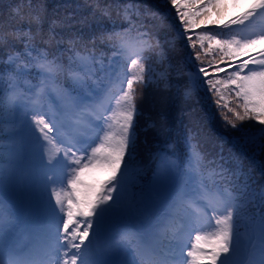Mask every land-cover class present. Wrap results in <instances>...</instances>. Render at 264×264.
<instances>
[{
    "label": "snow or ice",
    "instance_id": "snow-or-ice-1",
    "mask_svg": "<svg viewBox=\"0 0 264 264\" xmlns=\"http://www.w3.org/2000/svg\"><path fill=\"white\" fill-rule=\"evenodd\" d=\"M171 3L185 33L201 25L220 23L213 21L211 14L219 12L223 0H171ZM182 8L184 11H181ZM103 12L109 15L110 8H104ZM117 14L123 16L128 27L102 33L98 39L112 49L114 58L119 57L128 64L129 70L124 78H121L115 67L106 65L104 58L97 57L90 49L85 48L87 55L81 56L77 53L73 58V63L78 66L77 70L72 65L65 67L56 57L48 59V54L43 51L33 57L34 37L30 30H18L8 34L25 44L22 55L29 60L23 68H28L29 63L35 61L32 67L37 68L44 77L38 87L55 81L63 73H68L77 84L84 85L91 80L100 86V92L90 104L67 97L69 103L61 112L71 113L74 122L63 125L68 129L65 139L61 141L64 147L56 145L55 139L50 138L49 134L54 125L49 120L43 115L33 117L43 141L47 142L44 145L48 157L47 166L53 173L50 182L59 185L51 189V199L54 201L52 217L56 230H49L41 241L46 249L45 264H94L85 245V241L90 240L93 219L102 217L112 208L114 194L126 182L125 160L135 150L133 122L140 94L138 87L142 89L153 82L152 65L149 63L146 67V62L150 59L146 50L158 48L160 44L159 41L153 42L150 30H145L147 26L133 12L132 5L119 7ZM262 14L264 0H256L248 11L239 18H232L229 23H224L223 28L244 25L249 19ZM133 15H137L136 20L132 19ZM39 20L38 15L32 17V21L36 23ZM218 36L219 34L208 31L200 34L199 51L196 50L197 41L187 36L196 60H201L202 53L206 54L215 49L223 54L221 62L226 67L209 64L216 72L223 71L228 77L226 81L207 79L208 88L218 97L216 104L232 113L231 118L225 115V119L233 128L237 127V122L248 120L264 125V47H260L264 46V32L239 39L233 37L221 40ZM7 39L8 36L0 33V41ZM241 56L248 58L241 60ZM224 57L228 61L238 62H226ZM16 59H21V56L18 55ZM229 68L233 70L228 72ZM133 69L138 71H132ZM101 72L102 77L99 75ZM199 72L205 77L208 76L204 67H200ZM218 85L229 90L232 98L230 101L226 100L221 104L225 97ZM232 103L234 106H230ZM97 121L101 122L98 132L94 128ZM93 132L94 136L91 135ZM260 140V146L264 148V135ZM171 155L174 156L175 153ZM173 170L184 172L196 180V199L187 192L181 191L177 194L170 206L171 210L159 225L158 235L162 234L169 239L167 249L154 242L145 243L136 249L132 264H264V191L260 193L262 207L258 221L259 260L245 257L237 261L236 257L242 250L253 255L257 250V245L253 243L255 234L245 239L238 228L240 218L245 214L246 205L254 193L247 184L237 187L234 182L229 181L227 174L230 170L225 169L223 164L217 165L215 161H208L197 150V146L190 142L184 161H168L167 171ZM90 172L101 174L103 179L86 181L85 176ZM205 172L208 174L205 175ZM57 173L60 174L59 180L55 179ZM199 201L206 202L203 208ZM252 222H257L254 214ZM0 264L22 262L5 249L4 255H0Z\"/></svg>",
    "mask_w": 264,
    "mask_h": 264
},
{
    "label": "trees",
    "instance_id": "trees-1",
    "mask_svg": "<svg viewBox=\"0 0 264 264\" xmlns=\"http://www.w3.org/2000/svg\"><path fill=\"white\" fill-rule=\"evenodd\" d=\"M125 5L133 6V12L147 26L145 30H150L153 42L159 41L160 44L158 48L146 50V54L150 55L146 67L149 63L152 65L153 82L142 89L138 87L140 94L133 122L135 150L130 158L126 157L125 164L141 165L137 160L140 157L143 166L157 156L164 146L170 145V141H173V145L178 143L175 151L182 155L186 150L185 140L190 142L208 161L223 164L225 169L230 170L227 174L229 181L237 187L247 184L254 193L238 224L241 235L251 234L254 224L252 216L255 215L257 224L262 207L260 193L264 191V148L260 146L264 125L248 120L237 122L236 128L231 127L225 115L231 118L232 113L216 104L218 97L207 86V79L227 80L225 72H216L209 66L211 63L224 68L226 64L221 62L223 54L215 49L202 53L201 60H196L191 41L187 39V36H191L193 41H197V51L200 50L198 37L205 31L219 34L221 40L232 39L234 36L231 34L226 37L233 32L232 29H224L223 24L240 17L241 5L235 0H223L219 12L211 14V19L219 24L201 25L187 33L171 0H0V33L8 36L7 40L0 41V139L8 134L3 123L14 120L18 97L23 94L29 97L39 78V70L32 67L35 61L29 63L28 68H23L29 60L22 55L24 42L8 34L30 30L34 37L33 57L43 51L48 54V59L56 57L65 67L72 65L79 70L73 58L77 53L87 55V48L94 51L97 57H103L106 65L116 69L122 66L126 75L128 64L119 57L114 58L112 49L98 39L102 33L128 27L123 16L117 14V9ZM106 7L110 8L109 15L103 12ZM35 15L40 17L39 23L32 21ZM132 19L136 20L137 15H133ZM18 55L21 59H16ZM224 61L234 63L235 60L228 61L224 57ZM200 67L205 68L207 77L199 72ZM99 75L102 77L103 72ZM8 79L15 99L7 98ZM16 81L23 83L24 93ZM55 81L60 93L72 91L77 95L76 99L82 102L84 96H89L96 88L100 89L91 80L84 85L77 84L68 73L58 75ZM45 87L48 89L49 83ZM217 87L225 97L221 104L232 99L228 89L222 85ZM230 106H234V103ZM129 169L134 172L132 178L135 181L125 190L124 198L132 211L141 206V194L149 179L145 170Z\"/></svg>",
    "mask_w": 264,
    "mask_h": 264
},
{
    "label": "rangeland",
    "instance_id": "rangeland-1",
    "mask_svg": "<svg viewBox=\"0 0 264 264\" xmlns=\"http://www.w3.org/2000/svg\"><path fill=\"white\" fill-rule=\"evenodd\" d=\"M236 2L238 4H241L242 7L247 8L248 6H251L252 4H254L256 2V0H236ZM260 16H262V15H260ZM263 16H264V14H263ZM262 26L263 25H261V27ZM263 32H264V27H263ZM45 108H46L45 111H43L44 109L42 110V113H44L45 119L46 120H49L50 123H52L54 125L55 124V120L50 115L51 108H52L51 104L45 105ZM35 126H37V125H35ZM54 128H55V125H54ZM96 130L99 131V126L96 127ZM91 135L93 136L92 133H91ZM22 136H23V139H24L25 136H26L25 130H23ZM31 138L33 139V134L32 133H31ZM85 138H87V136ZM31 142H30L29 139H27L25 141H22V143H19V145L17 146V150L19 152H21V156L22 157L24 156L23 153H25L24 145L28 146L29 149H30V151H29L30 159L27 160V163L24 165L25 168H31V167H33L36 164L42 163L43 160H46L48 158L46 151H44V150L38 151ZM27 155H28V152H27ZM169 173H170L169 171H166V172L164 171L161 174V179H160L161 183H160V186L165 190V192L163 193V196H166L167 195L168 188H170V186L172 185L171 184L172 178L168 177V174ZM100 179H103V176L101 174L97 173V172H90V173L86 174V176H85V180L88 181V182H95V181H98ZM160 186H159L158 192L155 193L156 198H158V194H160L159 193V191L161 189ZM156 188L157 187L154 188V192H155V189ZM27 191H28V189L26 188L25 192L28 193ZM28 195H29V193H28ZM115 197H116V194H114V202H113L114 205H115ZM194 199H196V198H194ZM199 205L201 206L200 201H199ZM204 206L205 205L202 204L201 207L203 208ZM161 207H162V210H159L158 216H157V220L160 223H162L165 220V218H166V209H165L166 206L165 205H162ZM109 210L116 212V210H117L116 205H115V207L112 206V208L109 209ZM9 223H12V222L5 221V222H3L0 225V241L3 242V243L0 244V254L1 253H4L5 252V249H9L10 248V243L8 241L11 238V234L13 235L14 234V231L16 232V230H14V227L12 225H10ZM94 226H95V230L94 231L90 230V236H93L94 233L96 232V223L94 224ZM107 227L110 228V226H107ZM117 227H119V226H117ZM125 237H126V233L118 234V239H116V241H119V242L125 244L124 241H123V240H126ZM127 245L128 244H126V246ZM127 249H124L126 251V253H124V254H126L125 257L132 259L133 256L131 254V251H129ZM61 250L63 252V249H61Z\"/></svg>",
    "mask_w": 264,
    "mask_h": 264
}]
</instances>
